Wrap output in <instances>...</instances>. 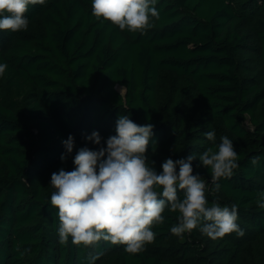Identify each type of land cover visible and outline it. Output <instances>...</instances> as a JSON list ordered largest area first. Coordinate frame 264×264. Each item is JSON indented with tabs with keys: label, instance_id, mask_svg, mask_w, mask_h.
<instances>
[{
	"label": "trees",
	"instance_id": "trees-1",
	"mask_svg": "<svg viewBox=\"0 0 264 264\" xmlns=\"http://www.w3.org/2000/svg\"><path fill=\"white\" fill-rule=\"evenodd\" d=\"M154 7L159 19L143 32L97 19L92 0L30 4L26 30H0V264H264V0ZM120 115L154 125L146 155L158 173L168 158L195 155L209 204L236 205L243 236L212 239L199 227L173 235L179 213L166 208L138 253L71 236L61 244L51 174L73 170L81 147H106ZM93 131L101 145L86 139ZM212 131L215 145L226 136L238 155L218 191L198 159L214 147ZM69 135L75 147L62 161Z\"/></svg>",
	"mask_w": 264,
	"mask_h": 264
},
{
	"label": "clouds",
	"instance_id": "clouds-1",
	"mask_svg": "<svg viewBox=\"0 0 264 264\" xmlns=\"http://www.w3.org/2000/svg\"><path fill=\"white\" fill-rule=\"evenodd\" d=\"M44 2L0 0V30H26L28 6ZM155 4L156 0H92V14L120 30L143 32L150 26V17L159 19ZM6 68V64H0V76ZM153 128L150 123L138 125L128 115H120L116 121V135L107 138L106 147L101 146L98 150L81 147L73 158V170L61 168L51 174L50 184L55 189L51 205L58 209L61 244L71 236L76 245L88 247L104 240L125 245V251L129 253H138L154 241L152 228L164 223L162 214L166 208L179 213L178 223L170 229L173 235L182 236L199 227L212 239L232 232L243 236L236 223V205L229 208L217 201L209 204L205 181L199 174H193L195 155H189L187 159L168 158L159 173L154 162L149 164L146 152ZM205 135L214 147H209L198 159L202 166L211 170L212 183L218 191V181L230 178L238 168V155L228 137H221L219 145H215V132ZM86 139L101 145L102 137L98 131H93ZM62 143L66 152L60 159L64 161L73 152L74 137L69 135ZM257 161V157L252 159L253 164ZM178 191L184 193L183 198ZM260 195L264 199V193ZM258 203L264 207V203ZM100 255L93 256L92 261Z\"/></svg>",
	"mask_w": 264,
	"mask_h": 264
},
{
	"label": "rangeland",
	"instance_id": "rangeland-1",
	"mask_svg": "<svg viewBox=\"0 0 264 264\" xmlns=\"http://www.w3.org/2000/svg\"><path fill=\"white\" fill-rule=\"evenodd\" d=\"M117 88H118V89H119V91H120V92H122V93H123V92H124V90H125V89H124L123 87H121V86H118Z\"/></svg>",
	"mask_w": 264,
	"mask_h": 264
}]
</instances>
